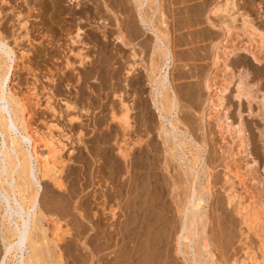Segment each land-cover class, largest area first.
Wrapping results in <instances>:
<instances>
[{"label": "rangeland", "instance_id": "374dc122", "mask_svg": "<svg viewBox=\"0 0 264 264\" xmlns=\"http://www.w3.org/2000/svg\"><path fill=\"white\" fill-rule=\"evenodd\" d=\"M118 1H107L113 7L108 12L115 7L110 17L106 7L99 14L98 0H0V39L15 54L8 48L2 53L0 87L26 102L32 129L50 132L63 144V190L40 180L42 206L52 220L62 221V264H250L252 251H260L246 210L251 219L252 213L261 215L264 227V0H234L235 26L240 13L246 14L262 33L253 45L239 28L223 41L221 22L228 17L210 14L223 0H149L147 14L155 15V27L169 37L173 55V132L159 116L172 111L166 110L167 95L158 112L149 81L153 72L147 75L161 65L154 36L132 12L133 0ZM103 18L108 25L98 24ZM120 102L130 107L129 131L111 117L121 114ZM116 144L130 148L124 157L130 163ZM37 149L45 152L42 143ZM228 177L244 211L238 199L229 202ZM199 194L201 207L194 203ZM1 246L0 241V255ZM49 251L51 259L55 253ZM47 258V264L57 262Z\"/></svg>", "mask_w": 264, "mask_h": 264}, {"label": "bare ground", "instance_id": "6f19581e", "mask_svg": "<svg viewBox=\"0 0 264 264\" xmlns=\"http://www.w3.org/2000/svg\"><path fill=\"white\" fill-rule=\"evenodd\" d=\"M28 1V0H27ZM38 1V0H37ZM43 1V0H42ZM74 2L76 0H73ZM89 1V0H88ZM97 4V0H95ZM104 1V0H103ZM108 0H105L104 2L98 0V4H97V8H100V13L101 14L104 10L106 9V13L107 11V6H109V4H111L109 2V4H107ZM110 1V0H109ZM121 1V0H120ZM118 1V2H120ZM132 1V0H131ZM158 1V0H157ZM40 2V1H39ZM47 3V1H45ZM44 2V3H45ZM51 2V1H50ZM73 2V3H74ZM82 2V0H81ZM93 2V1H92ZM112 2V0H111ZM148 2L149 0H133L134 4V9H132V12L134 10V15L136 14L140 23L142 24L144 30L149 31L153 34L154 38H152L153 40V48L154 50H156L155 53H159L156 54L158 55V59L159 57H161V65L160 68L158 69V71H154L155 68L158 67L157 63L156 66L154 67L150 72L148 71V76L149 73L151 74V76L149 77V81H151V87L153 90V104L156 107V109L158 110V112H160V110L162 109V105L161 103V99H166V106L169 105V107H166L164 104V107H166V110H170L172 109V111L170 110V112L167 111V113L164 111L165 108L163 109V112L159 113L160 118L165 121V123L167 122V125L169 123V126H172V131L174 130V110L176 109V103L175 101V92L173 90V87L171 85V81L169 78V69L170 66L173 62V55H172V51L170 50L169 46H168V39H166L167 34L165 36V34L160 33V31H158V29L155 27V23H153L154 21L152 20V17H155V15L152 17L148 16L147 14V10L149 9L148 7ZM52 5L55 4V2H51ZM72 3V4H73ZM78 3V2H77ZM76 3V4H77ZM80 3V2H79ZM121 3V2H120ZM132 3V2H131ZM132 3V4H133ZM41 4V3H40ZM84 4V2H83ZM88 4V3H86ZM93 4V3H92ZM91 4V5H92ZM114 4V3H113ZM123 4V3H122ZM131 4V5H132ZM42 5V4H41ZM51 5V4H50ZM49 5V6H50ZM117 5V4H116ZM121 6V4H119ZM117 5V6H119ZM45 6V5H44ZM74 6V5H73ZM89 6V5H88ZM113 6V5H111ZM115 6V5H114ZM116 6V7H117ZM126 6V5H125ZM148 6V7H147ZM152 6V5H151ZM235 2L234 0H223L222 2H219L217 4H215L211 9H210V14L211 15H223V17H228L227 21L223 20L221 22L222 24V28L224 29V40L225 42H227V38L230 35V33H232L231 31L233 30V28H239L240 31L244 34L248 36V40L250 41L249 43L251 45L254 44V42H258L257 40V36L259 35L260 37V33L257 32V28L254 27V25L252 24V21L250 20V18L248 17V15L246 14H241V24L239 27L235 26V22L237 20L236 17V12L234 11V7H235ZM102 7H106L105 9ZM51 8V7H50ZM54 8V7H53ZM94 8V7H93ZM102 8V9H101ZM109 8H111L109 6ZM113 8V7H112ZM111 8V9H112ZM122 8V7H120ZM123 8L124 4H123ZM133 8V5L132 7ZM147 8V9H146ZM157 8V7H156ZM52 9V8H51ZM81 9V7H80ZM86 9V8H85ZM89 9V8H88ZM96 9V6H95ZM104 9V10H103ZM117 9V8H116ZM43 10V9H42ZM87 10V9H86ZM115 10V7L113 9V11ZM152 10V9H151ZM76 11V10H75ZM74 11V12H75ZM94 11V10H93ZM99 11V9H98ZM97 11V12H98ZM112 11V10H111ZM109 9V12H111ZM113 11L111 12L113 14V16L110 17H114ZM117 11V10H116ZM153 11V10H152ZM73 12V11H72ZM71 12V13H72ZM73 12V13H74ZM88 12V10H87ZM92 12V11H91ZM90 12V13H91ZM108 12V13H109ZM115 12V11H114ZM155 12V11H153ZM72 13V15H73ZM76 13V12H75ZM79 13V12H77ZM94 13V12H93ZM105 13V14H106ZM107 13V15H108ZM124 13V12H122ZM157 13V12H156ZM44 14V13H43ZM50 14V13H49ZM70 14V13H69ZM89 14V13H88ZM96 14V13H94ZM98 14V15H99ZM103 14V13H102ZM117 14V13H116ZM93 15V14H92ZM91 15V16H92ZM110 15V13H109ZM123 15V14H122ZM121 15V16H122ZM133 15V14H132ZM51 16V15H50ZM94 16V15H93ZM96 16V15H95ZM118 16V15H117ZM120 16V17H121ZM104 17V16H103ZM136 17V16H135ZM93 18V17H92ZM115 18L118 20H115L116 22L118 21L119 23V17ZM156 18V17H155ZM104 19V18H103ZM102 19V20H103ZM106 19V18H105ZM102 21L101 19L99 20L98 24H105L106 21ZM114 19V18H113ZM48 20V19H47ZM72 20V19H71ZM156 20V19H155ZM24 22V21H23ZM115 22V24H116ZM138 22V20H137ZM159 22V21H158ZM109 23V21H108ZM108 23H106V25H108ZM139 23V24H140ZM164 25V22H162ZM24 25V24H22ZM167 25V24H166ZM105 26V25H104ZM119 26V25H118ZM139 26V25H138ZM161 26V25H160ZM77 27V26H76ZM134 27V26H133ZM132 27V28H133ZM163 27V26H162ZM166 27V26H165ZM119 28V27H118ZM159 28V27H158ZM77 31L75 33L76 38L78 37V39L81 38V28H76ZM75 29V30H76ZM135 29V28H134ZM257 29V30H256ZM115 30V29H114ZM121 31V29H120ZM130 31V30H129ZM138 31V30H137ZM140 32V31H139ZM1 33V32H0ZM138 33V32H137ZM136 33V34H137ZM258 33V34H257ZM2 34V33H1ZM103 34V33H102ZM108 33H106L107 35ZM118 34V33H116ZM124 34V33H123ZM134 34V33H133ZM262 34V33H261ZM94 35V34H93ZM104 35V34H103ZM105 35V36H106ZM264 33L262 34V39ZM101 36V35H100ZM108 36V35H107ZM119 37L121 35H118ZM124 36V35H123ZM2 38H4L2 36ZM122 38V37H121ZM119 38V42L120 39ZM169 38V37H167ZM95 39V37H94ZM145 39V38H144ZM77 39H74L73 37V41H76ZM126 39H124L125 42ZM261 40V38H260ZM78 41V40H77ZM76 41V42H77ZM123 41V39H122ZM121 41V43H122ZM262 41V40H261ZM79 42V41H78ZM77 42V43H78ZM127 42V41H126ZM253 42V44H252ZM260 42V41H259ZM85 43V42H84ZM262 43V42H260ZM86 44V43H85ZM84 44V45H85ZM126 44V43H123ZM128 44V42H127ZM221 44V43H220ZM219 44V45H220ZM258 44V43H257ZM257 44L255 45V48L257 47ZM217 45V46H219ZM223 45V44H222ZM259 46V45H258ZM119 47V46H118ZM152 47V46H151ZM260 47V46H259ZM8 48V49H7ZM261 48V47H260ZM9 50L10 53H12L14 56V51L13 49L8 46V44L0 39V68L2 65V60H3V54L5 55V53L7 52V50ZM259 50V49H258ZM153 51V50H152ZM134 52V51H133ZM153 52V53H154ZM77 53H80L77 52ZM134 55V57L136 56L135 53H132ZM131 54V56H133ZM80 55V54H79ZM154 55V54H153ZM9 56V55H8ZM13 57V56H11ZM14 58V57H13ZM12 61L15 60V58ZM84 58V57H83ZM86 58V57H85ZM157 59V58H156ZM83 61V59L81 60V62ZM134 61V60H133ZM159 61V60H158ZM155 62V61H154ZM14 63V62H13ZM133 63V62H132ZM131 63V64H132ZM67 64V62H66ZM12 65V64H11ZM173 65V64H172ZM13 66V65H12ZM133 66V64H132ZM5 69V68H4ZM11 69V67H10ZM150 69V68H149ZM12 70V69H11ZM157 70V69H156ZM6 71V70H5ZM130 71V70H129ZM9 72V71H8ZM155 72V73H154ZM5 74V73H4ZM4 74L1 76L0 74V81L3 80L4 78ZM127 74V73H126ZM129 74V73H128ZM146 75V74H145ZM151 79V80H150ZM5 81V80H4ZM7 81V79H6ZM142 81V80H141ZM5 83V82H4ZM1 84V83H0ZM6 85V84H5ZM4 85V86H5ZM10 87V86H9ZM11 91V89H10ZM170 92V93H169ZM11 95H8L6 93V91L0 87V241L2 243V249H1V255H0V264H45L46 258L48 257L49 253L45 252L51 250L53 248H48L49 243L52 242L51 247H54L53 252L49 251L51 254H54V257L51 256V254L49 255L50 257H52L53 259L56 257V263L57 264H62V239H63V234L61 231H59L61 227L60 226V219H56V220H52L54 217L53 215H50L49 213H47V210H45V208L42 206V202H41V191H42V185H41V179L42 178H46L45 180L48 179L49 182H51L57 189L59 190H63L64 188V183L62 182V176H61V169L63 166V158L61 155V152L63 150V144L59 139H56V137L50 132L49 134H45L44 132H39L37 129H32L30 127V125L28 124V119L25 116V110L27 108L26 106V102L23 101L20 98H17V95L15 96L13 92H11ZM16 93V92H15ZM169 93V94H168ZM163 95H167L166 98L163 97ZM177 97V96H176ZM222 97V96H219ZM121 98V97H120ZM169 98V99H168ZM223 98V97H222ZM123 99V98H122ZM177 100V99H176ZM220 100V99H219ZM122 101V100H121ZM121 103V102H120ZM125 103L122 102L121 105ZM175 103V104H174ZM127 103H125L123 106V109H121L122 111L120 112L121 114L118 115L115 113H112L113 115L111 117H113L115 119V121H117V123L119 122L122 128V130L124 129H132L130 128V126L132 124H130L129 119V111H130V107L128 105H126ZM70 105V103L68 104ZM70 108L73 107V105L69 106ZM68 107V108H69ZM67 108V106H66ZM169 108V109H168ZM140 109V108H139ZM20 112L21 116L18 115V113ZM172 115V116H171ZM77 116V115H76ZM158 116V117H159ZM14 117L18 118V121H16L17 119H14ZM72 117V118H71ZM73 117L76 119L75 116H70L69 118L73 119ZM178 117V116H177ZM112 118V119H113ZM113 119V121H114ZM160 119V120H161ZM176 119V118H175ZM72 121V120H70ZM177 121L178 123V119L175 120V122ZM132 122V121H131ZM18 123L21 125L19 128ZM163 125V124H162ZM165 126V125H164ZM177 126V125H176ZM129 127V128H128ZM166 127V126H165ZM163 127V128H165ZM48 128V127H47ZM51 128V127H50ZM49 128V129H50ZM168 129V128H167ZM166 129V131H167ZM164 130V129H162ZM161 130V131H162ZM169 130V129H168ZM176 130L177 127H176ZM174 130V131H176ZM50 131V130H49ZM166 131H162L164 132V134L166 133ZM171 134V133H170ZM169 134V135H170ZM174 134V133H173ZM179 134V133H178ZM123 135V134H122ZM168 135V131L167 134L165 136ZM177 135V134H176ZM124 136V135H123ZM80 137V135L78 136V138ZM126 137V136H125ZM169 137V136H168ZM174 137V136H173ZM176 138V137H175ZM81 140V137L79 138ZM78 139V140H79ZM167 139V138H166ZM83 140V139H82ZM127 140V139H126ZM137 140V139H136ZM138 140H140L138 138ZM137 140V141H138ZM122 141V140H121ZM120 141V142H121ZM124 141V140H123ZM122 141V143H123ZM141 141V140H140ZM167 141V140H166ZM126 142V141H125ZM130 142V141H129ZM139 142V141H138ZM42 143L43 148L45 149V152H43L42 154L38 152V146L39 144ZM120 143V144H122ZM132 143V142H131ZM140 143V142H139ZM138 143V144H139ZM128 144V142H126V145ZM117 145V144H116ZM124 145V144H123ZM125 145V146H126ZM140 145V144H139ZM121 145H117V147L119 148L118 152L121 154V157H123V159H127L128 163L129 160L128 158L130 156H128V158H124L127 156V153H125V151L127 149L130 150V148H127V146L125 147L126 150L123 147H119ZM117 148V149H118ZM123 148V149H122ZM89 149V148H88ZM43 150V149H42ZM41 151V150H40ZM128 152V150H127ZM118 153V154H119ZM130 153V152H129ZM130 155V154H129ZM30 158H34L33 160H35V165L30 161ZM32 160V159H31ZM131 161V160H130ZM65 164V163H64ZM115 166V165H114ZM193 166V165H191ZM107 167V166H106ZM194 167V166H193ZM193 167L191 168L192 171L195 170V168L193 169ZM129 169V168H128ZM239 175H237L236 173H234V177L238 178ZM43 180V179H42ZM227 180H229V183L231 184V188H230V193H229V202L231 203L232 201L237 202L236 199H238L239 197H237V193H235V191L232 188L233 185V181L230 179V177L227 178ZM226 180V181H227ZM131 191V190H130ZM195 191V190H194ZM203 191V190H202ZM201 191V192H202ZM200 193L196 191V194ZM201 195L204 193H200ZM198 195V197L195 195L196 201L194 203H196V205H199L198 203L203 200V198H201V195ZM237 194V195H236ZM203 196V195H202ZM189 198V197H188ZM192 198V197H191ZM192 200V199H190ZM57 202V201H56ZM61 202V201H60ZM190 202V201H189ZM114 203V202H113ZM192 204H194L193 202H191ZM202 203V201H201ZM57 204V203H56ZM240 205L242 211H244L246 208H243V204L241 203V200L238 199L237 205ZM59 205V204H58ZM189 205V204H188ZM195 205V204H194ZM202 205V204H201ZM45 206V205H44ZM117 206V205H116ZM46 207V206H45ZM193 208L191 209V211H194L193 209L195 208L194 213L197 214V210L200 211L199 207H201L199 205V207H195L192 206ZM239 207V206H236ZM239 207V208H240ZM48 208V207H47ZM46 208V209H47ZM58 208V207H57ZM186 208V207H185ZM184 208V209H185ZM191 208V207H190ZM189 208V209H190ZM262 209V207H260ZM49 209V208H48ZM183 209V210H184ZM188 209V210H189ZM50 210V209H49ZM182 210V211H183ZM186 210V209H185ZM184 210V211H185ZM202 210V209H201ZM240 209L237 208V211L239 212ZM264 210V209H263ZM56 210H54L53 212L50 211V213H54ZM112 211V210H111ZM190 211V210H189ZM197 211V212H196ZM248 212V210H246ZM245 211V212H246ZM262 211V210H261ZM49 212V211H48ZM241 212V211H240ZM243 214L244 217L247 216V220H250V224L251 225V229L253 228L256 236L258 237L259 240V251H260V256H255L253 251H252V255L249 256L250 259V264H264V235H262V228H261V232L259 233V227L262 223V218L261 215L259 216L256 212V214L252 213V219L250 218V216L248 217V213ZM260 212V211H259ZM263 212V211H262ZM59 213V212H58ZM57 213V214H58ZM56 214V212H55ZM190 214V213H189ZM248 214V215H247ZM60 215V213L58 214ZM57 215V216H58ZM87 215V214H86ZM200 215V214H199ZM198 215V216H199ZM201 216V215H200ZM204 216V215H203ZM52 218V219H51ZM56 218V217H55ZM58 218V217H57ZM61 218V217H60ZM185 218V217H184ZM192 217H190L191 220ZM200 218V217H198ZM197 218V219H198ZM242 218V217H241ZM195 217L192 219L194 220ZM204 219V218H203ZM190 221L189 224L193 223V225H191L192 227H194L195 225H197L195 222ZM245 220L243 222H245ZM187 221H189L187 219ZM199 221V220H198ZM50 222H54L51 223L53 224V228L49 229V223ZM62 222V221H61ZM197 222V221H196ZM195 223V224H194ZM204 224H206L205 222H203ZM246 223V222H245ZM62 224V223H61ZM202 224V223H201ZM203 224V225H204ZM247 226L249 227L250 225L248 223H246ZM185 225V224H184ZM202 225V231L204 229ZM190 226V225H189ZM189 226L187 227V230L185 229V231L187 232V235L184 236V238L186 240H190V229L188 230ZM190 226V228H192ZM262 226V225H261ZM51 227V226H50ZM130 227V226H128ZM246 227V228H248ZM263 227V226H262ZM195 228V227H194ZM194 228L192 231H194ZM200 228V225H199ZM198 228V229H199ZM248 228V229H250ZM264 228V227H263ZM62 229V228H61ZM92 229V228H91ZM250 229V230H251ZM184 230V229H183ZM264 230V229H263ZM123 231V230H122ZM196 231V229H195ZM201 231V232H202ZM84 233V232H83ZM193 233V232H192ZM204 234V233H203ZM127 235V234H126ZM184 235V234H183ZM133 236V235H132ZM202 236V235H201ZM182 236H180L181 238ZM200 239V238H198ZM197 239V240H198ZM64 240V239H63ZM202 240V239H201ZM108 242V241H107ZM200 243V242H199ZM189 244V243H188ZM205 244V243H204ZM205 246V248H204ZM203 246L202 244V249H206V244ZM196 247V246H195ZM48 248V250H47ZM194 249V248H193ZM196 250V249H195ZM207 250V249H206ZM205 250V251H206ZM203 251V253L205 252ZM209 251V250H207ZM206 251V252H207ZM211 252V250H210ZM198 252L196 251V254ZM202 253V252H201ZM208 253V252H207ZM82 255V254H81ZM200 255V254H199ZM211 254L209 253V256ZM247 255V254H246ZM259 255V254H258ZM46 257V258H45ZM200 257V256H199ZM51 258V259H52ZM92 258V257H91ZM49 258H47L48 260ZM49 259V260H51ZM198 259V258H196ZM194 259V260H196ZM55 261V260H54ZM90 261V260H89ZM197 261V260H196ZM243 261V260H242ZM248 261V258H247ZM51 262V261H50ZM54 263V264H56ZM47 264V263H46ZM50 264V263H49ZM205 264V263H204Z\"/></svg>", "mask_w": 264, "mask_h": 264}]
</instances>
